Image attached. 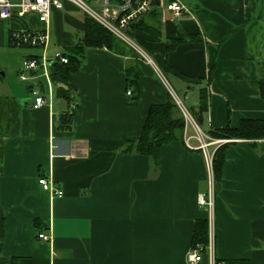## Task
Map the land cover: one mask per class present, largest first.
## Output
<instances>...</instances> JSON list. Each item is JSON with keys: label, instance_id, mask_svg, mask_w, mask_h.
<instances>
[{"label": "crops", "instance_id": "obj_1", "mask_svg": "<svg viewBox=\"0 0 264 264\" xmlns=\"http://www.w3.org/2000/svg\"><path fill=\"white\" fill-rule=\"evenodd\" d=\"M170 1L156 9L161 40L139 31L134 41L160 72L171 66L201 80L188 86L170 79L193 96L194 111L206 89L201 128L209 140L211 131L264 121V0H180L190 10L181 19L167 11ZM78 11L71 4L52 10L49 33L61 52L84 36ZM24 29L45 25L35 14L0 18V264H189L195 224L209 218L200 197L211 188V251L198 264H264V141L232 142L213 187L194 140L193 149L185 140L164 146L154 168L149 157L122 150L140 137L150 106L170 99L156 68L120 40L111 49H86L70 79L72 110L50 69L48 78L27 70L34 49L12 45V32ZM182 34L201 41L168 52L167 42ZM38 97L47 104L35 109ZM193 135L187 126L184 139ZM216 150L209 148L213 156ZM41 178L64 197H52Z\"/></svg>", "mask_w": 264, "mask_h": 264}, {"label": "trees", "instance_id": "obj_2", "mask_svg": "<svg viewBox=\"0 0 264 264\" xmlns=\"http://www.w3.org/2000/svg\"><path fill=\"white\" fill-rule=\"evenodd\" d=\"M84 27L83 38L73 49L65 52L68 56L69 63L62 64L55 61L50 64L52 81L58 87L57 94L59 97L68 100L69 105H71L70 107L73 105L71 95L72 87L70 85L71 75L79 68L85 50L111 49L113 42L117 40L110 32L87 16H85ZM161 27V19L155 11L141 16L137 21L130 24L126 32L132 40H134L136 32L140 31L148 33L160 41L162 37ZM196 41H201V38L197 35L190 36L182 34L181 39L167 42V51L174 50L179 44ZM161 72L169 83L172 78L178 79L188 86L201 83V80L185 76L171 66H167ZM261 96L264 99V82L261 84ZM207 111L208 97L206 89H204L200 92V105L198 110L194 111L192 109L191 112L200 128L202 115ZM185 129V119L170 95L167 103L150 106L140 137L135 140L126 141L122 152L147 156L150 158L153 167L158 168L161 162L162 148L172 142L184 140ZM209 136L213 140L229 141L218 147L213 156L214 182L217 184L222 179L227 148L233 144L232 142L237 140L246 141L253 146H256L258 142H263L264 121L243 120L236 128L227 126L220 130L211 131ZM208 245L209 221L208 219L198 220L194 227L192 248L199 249L201 255L205 257L208 254ZM221 262L224 264H251L248 260L217 261V263Z\"/></svg>", "mask_w": 264, "mask_h": 264}, {"label": "built area", "instance_id": "obj_3", "mask_svg": "<svg viewBox=\"0 0 264 264\" xmlns=\"http://www.w3.org/2000/svg\"><path fill=\"white\" fill-rule=\"evenodd\" d=\"M160 1L161 0H0V18L2 20H9L12 18L14 12H16L17 17L20 19L25 18L27 15L35 14L39 21L45 25V29L40 31H13L11 35V43L15 47H28L41 50L43 52L42 56H34L29 59L26 64V68L32 72L43 70L47 78L49 77L47 70L50 69V62L53 63L56 61L62 64L69 63L68 56L65 52H56L52 59H48L47 57V52L51 44L49 26L52 10H63L65 8V4H71L85 16L91 18L97 24L110 32L117 40H120L132 47L143 60L156 68L161 81L165 84L170 95L179 107L185 119L186 127H192L194 135L192 137H186L184 139L185 144L188 148L193 149L190 145V141L194 140L198 143L199 149L203 150L209 167L210 181L213 187L215 184L213 173V155L210 153L209 148L215 145L218 149V147L229 141L209 140L208 136L201 130L192 114L186 109L182 100L179 99L175 90L165 79L162 72H160V70L156 67L151 57L142 48L136 45L126 32L130 24L137 21L141 16L147 13L155 12ZM166 9L176 19H181L186 15H190L188 6L180 0H171L167 4ZM20 77L23 81L28 79L27 76L24 75H21ZM128 95H131V92H128ZM46 104L47 101L44 97H38L34 108L39 109ZM76 107L77 105L73 104L72 110H75ZM39 184L45 191H48L52 197H64V192L55 185L53 180L41 178L39 180ZM200 204L209 212L208 221L210 243L208 248L209 251H211V225L213 222L214 211V194L212 188L208 195L200 197ZM39 238L41 240H48L44 234L39 235ZM187 260L189 264H198L203 260V256L201 255L199 249H192L187 255ZM212 264L224 263H217V261L213 260Z\"/></svg>", "mask_w": 264, "mask_h": 264}, {"label": "rangeland", "instance_id": "obj_4", "mask_svg": "<svg viewBox=\"0 0 264 264\" xmlns=\"http://www.w3.org/2000/svg\"><path fill=\"white\" fill-rule=\"evenodd\" d=\"M78 12H80V16H82L83 15V13L81 12V11H78ZM31 29H33V28H31ZM26 29H24V30H19V31H25ZM82 37V36H81ZM134 43H135V41L134 40H132ZM140 47V46H139ZM143 49V48H142ZM23 50H26V49H23ZM58 51H60V48L59 47H55V45H53V43H52V38H51V44H50V48H49V50H48V52H47V57H48V59H52L53 57H54V55L56 54V52H58ZM145 51V50H144ZM23 53V52H22ZM25 53V52H24ZM32 53L34 54L33 56H42V54H43V52L41 51V50H38V49H34L33 51H32ZM148 54V53H147ZM152 58V57H151ZM20 60H21V62H22V64L27 60V56H26V54L24 55V56H21V58H20ZM172 80H170V85H172ZM173 87V86H172ZM174 89H175V91H176V93H177V95H178V97H179V99H181L182 100V102H183V104H184V106L186 107V109L191 113L192 112V108H191V106L193 105V96L192 95H190V96H188V98H185V95L184 94H182V91L181 90H178V88L176 89L175 87H174ZM193 116V115H192ZM201 130L203 131V129L201 128Z\"/></svg>", "mask_w": 264, "mask_h": 264}, {"label": "water", "instance_id": "obj_5", "mask_svg": "<svg viewBox=\"0 0 264 264\" xmlns=\"http://www.w3.org/2000/svg\"><path fill=\"white\" fill-rule=\"evenodd\" d=\"M50 64H51V62H50Z\"/></svg>", "mask_w": 264, "mask_h": 264}]
</instances>
